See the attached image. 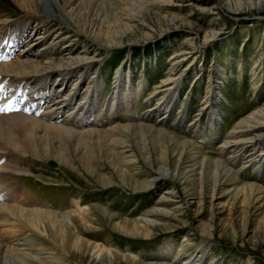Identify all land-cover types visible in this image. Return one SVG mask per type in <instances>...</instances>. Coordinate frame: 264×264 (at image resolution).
<instances>
[{
    "label": "rangeland",
    "instance_id": "rangeland-1",
    "mask_svg": "<svg viewBox=\"0 0 264 264\" xmlns=\"http://www.w3.org/2000/svg\"><path fill=\"white\" fill-rule=\"evenodd\" d=\"M41 1L44 8H50L49 0ZM113 3L119 7L121 0ZM5 9L10 10L0 3V13L7 14ZM148 10L142 18L146 27L125 35L124 46L104 49L89 40L72 38L62 30L65 39L58 46L59 53L89 57L91 67L85 73L92 84L100 80L101 105L107 104L121 74L142 89L131 109L123 113L121 123L142 121V114L155 109L169 95L166 89L174 86L172 108L176 112L162 124L155 119L148 124L164 126L189 139L192 145L187 155L178 161L172 146L164 150L159 136L149 131L123 138L117 151L131 158L125 167L136 179L145 181L157 176L160 165L168 168L149 193H141L116 177L106 152L101 153L104 146L96 145L95 139L84 145L90 144L86 151L98 156L93 163L98 172L106 175L107 186L85 173L77 159L71 165L79 169L69 170L52 159L1 149L0 166L9 164L12 168L0 178L5 185L0 197L62 214L53 223H46L41 236L22 223L14 224L19 242L25 241L37 251L31 252L33 258L31 255L19 264L168 261L157 258L165 246L171 247L167 254L171 264H264V198L242 202L228 190L229 182H224V188L218 187V194L211 201L206 174L203 181L186 184L181 174L194 163L192 152L197 149L222 161L240 180L254 182L264 189V161L257 174L253 171L255 162L243 164L245 147L237 155L230 153L229 145H224L234 125L264 103V0H173L150 5ZM12 14L21 15L19 11ZM47 20L40 30L46 31V35L56 33L60 23L51 17ZM174 60L178 63L172 66ZM123 84L130 85L125 81ZM181 114L186 120L177 127ZM168 184L176 191L175 201L184 203L189 194L200 204H184L180 211L166 216L153 215L155 224L147 236L143 232L138 236L127 234L121 225L130 227L133 219L152 207L174 206L160 198ZM85 206H89V216L84 220L76 213L65 214ZM93 242L112 249L113 255H94L90 248Z\"/></svg>",
    "mask_w": 264,
    "mask_h": 264
},
{
    "label": "bare ground",
    "instance_id": "bare-ground-1",
    "mask_svg": "<svg viewBox=\"0 0 264 264\" xmlns=\"http://www.w3.org/2000/svg\"><path fill=\"white\" fill-rule=\"evenodd\" d=\"M49 1L50 8L47 9L41 0H0L1 4L10 9H5L7 14L0 13V107L9 109L0 111V152L4 149L26 153L37 159H52L69 170L79 169V166L71 165V162L77 159L85 173L96 177L102 182V186H107L108 183L104 179L106 175L98 172L93 163L94 157L98 156L86 151L90 144L84 145L95 141L98 146L101 143L104 146L105 150L100 151L106 152V157L107 159L109 157V162L117 174L116 177L122 183L130 185L134 192L149 193L151 187L157 185L167 174L168 168L160 165L157 176L139 181L125 167L129 164L130 157L121 155L122 151H117V148L129 134L136 136L143 131H149L159 136L158 142L163 144L164 150L172 146L178 161L187 155V150L192 145L189 139L174 134L164 126L148 124L152 119L162 124L172 112H176V109L172 108L175 104L173 95L176 94L174 86L166 89L169 95L163 97L155 109L152 108L142 114V121L133 124L121 123L123 113L131 109L132 101L137 99L135 96H139L142 89L132 84L129 76L121 74L113 91L111 90L112 94L107 104L101 105V85H98L100 80L96 79L92 84L86 77L85 72L91 67L89 57L64 56L59 53L58 46H61L65 39L62 30L72 38L89 40L104 49L124 46L122 39L125 35L134 32L135 28L146 27L147 23L142 18L145 12L150 10L148 6L172 3L173 0H121L119 7L113 0ZM12 11H19L21 15L15 16ZM49 17L60 25L56 33L46 35V31L42 32L40 29H43ZM69 45L70 42L66 45V50H69ZM177 63L178 60H174L172 66ZM124 81L130 85H124ZM123 88L126 91H123ZM213 94L214 92L211 95ZM100 107L101 110L98 111ZM211 115L216 118L215 113ZM185 120V116L181 114L176 126H182ZM118 134L121 136H117ZM114 135L117 137L113 138ZM229 135L224 145H229L230 153L241 155L245 147L247 153L243 157L245 159L243 164L255 162L253 171L260 173L264 161V103L240 119ZM86 138L88 141H85ZM65 141L69 144L65 145ZM70 144L72 146L69 149ZM192 154L194 163L181 171L183 184L187 181L200 182L206 174L205 177L210 182L211 201L218 194L217 188L223 187L226 182L231 186L228 190L233 192V196H239L242 202L264 198V189L261 186L251 181L240 180L222 161L208 153H199L197 149ZM145 162L148 163L146 159ZM9 168H12L9 164L0 166V178ZM4 186L0 179V192H3ZM175 192L168 184L161 191L160 197L161 201L171 202L173 207H152L145 212L146 214L144 213L145 215L133 219L130 227H127L125 222L127 226L121 225V228L132 236H138L141 232L147 236L155 224L153 215L161 213L166 216L174 211H180L184 204L187 206L200 204L199 199L196 200L189 194L184 203L175 201ZM1 198L0 264H19L20 261L29 259L31 255L33 258L31 252L37 251L27 242H19L21 238L13 229L14 224L22 223L26 229L30 227L41 236L46 223H53L57 220L56 217L62 214L48 210L44 206L27 207L17 203L15 199L11 200L10 197L2 200ZM75 210L65 214L76 213L84 220L89 213V206ZM90 248L96 256L113 255L112 249L100 243L93 242ZM170 249L171 247L165 246L157 255V258L161 256L159 259L168 261L157 260L143 264H171L170 257L167 258Z\"/></svg>",
    "mask_w": 264,
    "mask_h": 264
},
{
    "label": "snow or ice",
    "instance_id": "snow-or-ice-1",
    "mask_svg": "<svg viewBox=\"0 0 264 264\" xmlns=\"http://www.w3.org/2000/svg\"><path fill=\"white\" fill-rule=\"evenodd\" d=\"M9 110L7 107H0V111H7Z\"/></svg>",
    "mask_w": 264,
    "mask_h": 264
}]
</instances>
